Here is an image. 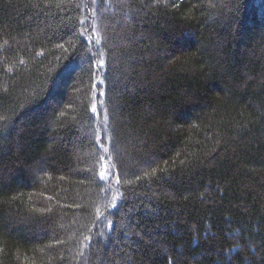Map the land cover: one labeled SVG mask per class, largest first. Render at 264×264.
<instances>
[{
	"label": "trees",
	"instance_id": "trees-1",
	"mask_svg": "<svg viewBox=\"0 0 264 264\" xmlns=\"http://www.w3.org/2000/svg\"><path fill=\"white\" fill-rule=\"evenodd\" d=\"M262 242L264 0H0V264H264Z\"/></svg>",
	"mask_w": 264,
	"mask_h": 264
},
{
	"label": "snow or ice",
	"instance_id": "snow-or-ice-1",
	"mask_svg": "<svg viewBox=\"0 0 264 264\" xmlns=\"http://www.w3.org/2000/svg\"><path fill=\"white\" fill-rule=\"evenodd\" d=\"M93 3H95V0H93ZM93 29H94L93 35H95V26L94 25H93ZM85 31H87V30L85 29ZM81 35H83V33H81ZM95 43H96V45H100V43H101V39L98 36L95 39ZM89 52H91V49H89ZM98 54L100 56V59H99V61L97 63V67L100 68V67L104 66L105 61L103 59V52H100ZM94 55H96V54L94 53ZM93 87H95V84L93 85ZM92 111L93 112L96 111V105L95 104H93V106H92ZM99 140H100V138L97 137V142L98 143H99ZM102 146L103 145H101V147ZM105 151H108V149H105ZM109 159H111V157H109ZM101 178H104L103 174H101ZM244 244L247 245L248 247H251V245L248 243L247 240H245ZM262 244H264V242H262ZM241 247H242V245L239 244V243L234 245V248H236V249H240ZM258 247H260V246L258 245ZM253 254H255V253H253ZM225 255L227 256L228 260L231 259V256L227 252L225 253ZM258 259H264V257H258ZM245 260L248 262V264H252V261L248 257H245Z\"/></svg>",
	"mask_w": 264,
	"mask_h": 264
},
{
	"label": "rangeland",
	"instance_id": "rangeland-1",
	"mask_svg": "<svg viewBox=\"0 0 264 264\" xmlns=\"http://www.w3.org/2000/svg\"><path fill=\"white\" fill-rule=\"evenodd\" d=\"M85 38L89 39V43H90V39L94 38V35H88V34H84ZM94 40V39H93ZM91 46V44H90ZM102 174H103V181L107 184L108 188L112 191H109L110 194V198H113V194L115 195L116 191H117V180L113 177V171L110 168L108 162L104 161L103 163V169H102ZM113 202V200H112ZM110 209H112V207H110Z\"/></svg>",
	"mask_w": 264,
	"mask_h": 264
}]
</instances>
